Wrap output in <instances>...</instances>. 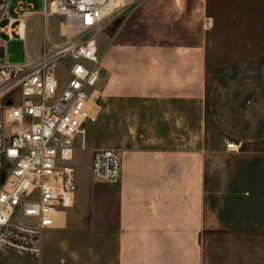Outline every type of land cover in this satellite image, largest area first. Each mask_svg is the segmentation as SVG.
<instances>
[{
    "label": "crops",
    "instance_id": "1",
    "mask_svg": "<svg viewBox=\"0 0 264 264\" xmlns=\"http://www.w3.org/2000/svg\"><path fill=\"white\" fill-rule=\"evenodd\" d=\"M149 2L102 57L97 124L118 136V147L106 148L123 154L122 184L109 185L114 196L94 209L76 194L44 231L41 257L10 254L19 257L13 264H205L208 231L264 233V59L229 63L209 83L206 41L133 33L158 6ZM40 12L25 36H12L27 41L28 62L49 47V34L63 38L62 20ZM36 17L46 24L42 45L30 39Z\"/></svg>",
    "mask_w": 264,
    "mask_h": 264
},
{
    "label": "built area",
    "instance_id": "2",
    "mask_svg": "<svg viewBox=\"0 0 264 264\" xmlns=\"http://www.w3.org/2000/svg\"><path fill=\"white\" fill-rule=\"evenodd\" d=\"M144 1L44 0L40 14L63 19L64 41L25 64L0 56V257L40 258L44 231L74 205L76 152L87 150V124L97 123L103 111L99 36ZM10 8L11 0H0V35L23 37L21 26L39 13L19 1L14 20L8 17ZM213 27L214 19L206 18L204 29ZM60 68L67 73L64 82ZM227 149L239 152L241 146L228 142ZM123 167L119 150L93 152L97 182L120 186Z\"/></svg>",
    "mask_w": 264,
    "mask_h": 264
},
{
    "label": "rangeland",
    "instance_id": "3",
    "mask_svg": "<svg viewBox=\"0 0 264 264\" xmlns=\"http://www.w3.org/2000/svg\"><path fill=\"white\" fill-rule=\"evenodd\" d=\"M19 1L29 2L40 12L44 0H11L8 17L17 18L15 5ZM154 1V0H149ZM145 2L146 6L149 2ZM153 13L143 17L144 20L134 29L140 39L154 41L193 43L206 41L209 47L210 78L229 63L246 59H264V0H156ZM144 4V5H145ZM144 6L132 16L122 17L99 36V50L103 57L108 45L127 25L138 17ZM130 13V10L127 14ZM206 18L214 19L211 30L204 29ZM60 26V16H51ZM29 21V19H28ZM39 18L30 24L31 41L43 44L46 24ZM138 22V21H135ZM8 21L3 23L7 25ZM60 31L52 32L48 37V46L54 42H63ZM27 41L12 39L0 35V56L8 63L25 64L28 62ZM61 82L67 73L64 68L58 70ZM87 150L76 152L74 164L77 168V192L82 208L101 207L104 201L114 196L109 185L97 182L91 165L93 152L109 146L118 147L117 135L103 130L102 119L99 123L87 124ZM67 211H70L67 209ZM73 214L71 215V217ZM26 255H23L25 257ZM17 256H5L0 264L18 263ZM205 264H264V233L242 235L225 229L216 228L208 231L205 239Z\"/></svg>",
    "mask_w": 264,
    "mask_h": 264
},
{
    "label": "bare ground",
    "instance_id": "4",
    "mask_svg": "<svg viewBox=\"0 0 264 264\" xmlns=\"http://www.w3.org/2000/svg\"><path fill=\"white\" fill-rule=\"evenodd\" d=\"M21 31H22L23 34H25V27H24V25L21 27Z\"/></svg>",
    "mask_w": 264,
    "mask_h": 264
},
{
    "label": "water",
    "instance_id": "5",
    "mask_svg": "<svg viewBox=\"0 0 264 264\" xmlns=\"http://www.w3.org/2000/svg\"><path fill=\"white\" fill-rule=\"evenodd\" d=\"M9 104H11V103H9Z\"/></svg>",
    "mask_w": 264,
    "mask_h": 264
}]
</instances>
